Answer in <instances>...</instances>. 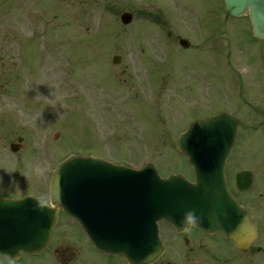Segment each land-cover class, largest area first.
I'll list each match as a JSON object with an SVG mask.
<instances>
[{
    "label": "rangeland",
    "instance_id": "rangeland-1",
    "mask_svg": "<svg viewBox=\"0 0 264 264\" xmlns=\"http://www.w3.org/2000/svg\"><path fill=\"white\" fill-rule=\"evenodd\" d=\"M193 5L209 9L204 39L197 37ZM124 12L132 15L126 25ZM223 20L222 0H0V198L45 195L52 170L70 153L189 176L175 151L185 126L245 89L263 96L257 93L264 91V41L250 36L245 19ZM225 31L231 55H220ZM181 38L190 41L182 59ZM235 115L241 129L233 170L255 172L242 197L260 222L253 247L264 248V128L247 134L242 111ZM18 137L21 149L12 153ZM163 230V241L177 240L172 229ZM62 234V241L82 240L73 224ZM216 241L222 244L215 257L246 264L221 236ZM253 253L248 264H264V254ZM23 261L38 264L28 255Z\"/></svg>",
    "mask_w": 264,
    "mask_h": 264
},
{
    "label": "water",
    "instance_id": "water-1",
    "mask_svg": "<svg viewBox=\"0 0 264 264\" xmlns=\"http://www.w3.org/2000/svg\"><path fill=\"white\" fill-rule=\"evenodd\" d=\"M225 4L231 15L248 14L255 35L264 36V0H225ZM131 18L129 13L120 17L123 24H128ZM118 62V57L113 58L114 64ZM235 132L236 120L220 113L194 124L180 135L177 151L187 156L193 165L196 177L194 184L187 183L179 174L162 179L152 165L131 171L99 159L70 156L54 171L50 185L51 202L63 207L85 230H91L93 242L98 244L99 249L121 254L131 264H149L158 257L161 245L156 222L162 219L179 231L181 225L186 226L190 221L208 232L219 230L227 239L233 240L238 248L245 249L255 239L257 229L249 214L227 193L223 177V167L233 145ZM89 168H92L90 171H94L93 168L109 171L114 177L122 174L128 181L130 176L137 179L138 204L148 197V211L145 206L138 209L131 227L118 214H111L110 219L102 221L95 215L84 214L80 205L71 211L67 203L80 199L88 176L89 170L86 169ZM250 184V172L236 175L239 190H247ZM38 204L41 211L36 215L35 224L32 221L35 216L30 215L25 220L26 227L14 221L12 202L4 201L0 205L6 210L5 213L11 215L10 223H14L15 227L11 233L17 235L5 240L11 245L0 246V251L12 253L24 249L39 252L45 247L55 225L56 211Z\"/></svg>",
    "mask_w": 264,
    "mask_h": 264
},
{
    "label": "flooded vegetation",
    "instance_id": "flooded-vegetation-1",
    "mask_svg": "<svg viewBox=\"0 0 264 264\" xmlns=\"http://www.w3.org/2000/svg\"><path fill=\"white\" fill-rule=\"evenodd\" d=\"M207 13L208 12L205 11L199 21L201 30L197 32V37H200V39L206 38V34L208 31ZM243 91L245 93H238L235 102H233L232 98L230 97L232 108H230L229 106L228 107L230 108V111L233 115H235V111H242L243 115L246 118L245 126L248 134L251 131H258L261 128H264V91H262V94H260L259 92L257 93L259 95H263L258 99H255L253 96H251V94H253L252 91H248L247 89ZM235 116L239 119L237 115ZM240 126L241 124L239 122V129ZM235 148L236 146L234 147V149ZM234 149L229 157L225 173L229 185V190L231 191V193H233V195H235L234 197L237 198V201L242 204L254 216L255 219H257L253 211V205L251 206L242 197V194L246 195L250 193V191H248L247 193H241L235 188V175L237 172L251 171L253 174V185L255 183L256 175L254 171L248 168L233 170V154L235 152ZM255 205L258 207V203H255ZM59 216L61 217L59 223L57 224V229L54 232L52 240L50 241L47 249L44 252L36 256L21 252L15 260L6 255H0V260H4L5 263L8 262L7 264H22L24 262V258L28 255L36 258L38 260V264H128L121 256L97 251L77 225L74 226L78 229V234L82 237L81 242L74 240L62 241L60 239L62 236H64L62 234V229L66 225L71 224L72 220H70L69 218H65L67 216L62 214V211H59ZM166 226L168 228L171 227L169 225ZM170 229L173 230V228ZM175 236L177 240L174 239L173 241H163V254L153 264H230V262L228 261L225 262V258L218 259L212 254V251L217 252V246H220L222 244V242L216 241L217 239H220V235H208L207 233L201 230H197L196 228L191 226L188 230L182 232L180 235L176 234ZM179 239H181V241H178ZM227 243H230L235 251L243 257L241 259L242 263L248 264L249 258L251 261V255L249 256V258L246 257L249 252H254L252 256L262 253L260 248H255L253 250L248 249L247 251L242 252L240 250H237L232 242L228 241ZM200 254L206 255V258L199 257ZM221 260H223L224 262H221Z\"/></svg>",
    "mask_w": 264,
    "mask_h": 264
}]
</instances>
